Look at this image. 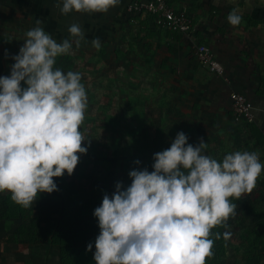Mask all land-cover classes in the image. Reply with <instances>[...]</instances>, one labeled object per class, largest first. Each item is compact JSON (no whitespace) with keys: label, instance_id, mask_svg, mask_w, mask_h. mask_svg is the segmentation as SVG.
Segmentation results:
<instances>
[{"label":"clouds","instance_id":"obj_1","mask_svg":"<svg viewBox=\"0 0 264 264\" xmlns=\"http://www.w3.org/2000/svg\"><path fill=\"white\" fill-rule=\"evenodd\" d=\"M61 2L63 14L106 13L119 0ZM227 20L236 26L242 17L233 9ZM36 24L12 57L10 75L0 76V192L9 191L24 208L38 193L57 191L53 178L71 176L78 154L88 150L81 129L88 106L81 74L55 67L72 42L58 43L40 20ZM68 31L79 47L81 27L72 24ZM92 45L99 49V38ZM205 146L203 138L194 146L178 132L169 148L153 155L152 171L137 167L128 173L129 186L116 182L93 213L100 229L95 264H206L212 256L211 229L236 215L231 198L254 189L264 164L248 151L218 162L204 154ZM92 247L89 243L87 250Z\"/></svg>","mask_w":264,"mask_h":264},{"label":"rangeland","instance_id":"obj_2","mask_svg":"<svg viewBox=\"0 0 264 264\" xmlns=\"http://www.w3.org/2000/svg\"><path fill=\"white\" fill-rule=\"evenodd\" d=\"M3 16L10 25L0 28V76L10 75L12 57L23 46L26 32L33 29L21 18L18 22L16 13ZM71 42V51L58 56L55 67L81 74L88 98L81 129L88 150L78 154L71 176L65 172L63 178H53L57 191L38 193L28 208L15 203L9 191L0 192V264H95V239L100 233L95 208L105 194L115 191L116 182L125 187L131 184L130 170L146 167L152 171L153 155L169 148L178 132H184L194 146L203 138L204 154L218 162L229 153L248 151L256 152L264 164V145L250 138L247 124L235 123L234 136L221 138L215 133V121L203 122L187 107L183 112L175 81L166 84L160 75L151 81L146 69L107 63L100 53L103 46L97 49L80 41L77 47L75 39ZM58 194L65 198L64 213ZM231 202L236 215L211 229L209 237L212 254L222 245L226 248L225 257L216 264H264V169L254 189ZM55 232L61 235V248L54 240ZM255 240L258 246L252 250L250 242Z\"/></svg>","mask_w":264,"mask_h":264},{"label":"crops","instance_id":"obj_3","mask_svg":"<svg viewBox=\"0 0 264 264\" xmlns=\"http://www.w3.org/2000/svg\"><path fill=\"white\" fill-rule=\"evenodd\" d=\"M137 1L145 0H119L106 13L73 10L63 14L61 0H0V28H9V18L3 14L12 12L18 22L21 18L33 28L40 20L39 26L53 39L72 41L75 38L68 28L78 24L84 33L81 41L92 45L99 38L107 63L146 69L151 81L159 75L166 84L175 81L183 112L187 107L195 118L215 121V133L221 138L234 136L231 95L241 93L255 107L256 120L248 125L250 138L264 145V0H167L192 18L189 37L156 26L148 16L131 15L128 7ZM233 9L242 17L236 26L227 20ZM200 44L212 50L225 70L223 75L198 61L195 48Z\"/></svg>","mask_w":264,"mask_h":264},{"label":"built area","instance_id":"obj_4","mask_svg":"<svg viewBox=\"0 0 264 264\" xmlns=\"http://www.w3.org/2000/svg\"><path fill=\"white\" fill-rule=\"evenodd\" d=\"M131 15H144L153 18L154 24L173 33L190 36L193 32V20L184 11H177L167 0H145L133 2L128 7ZM198 61L212 73L223 75L224 68L216 60L212 50L205 44L195 48ZM233 103V119L236 123L253 124L256 120L253 103L243 94L235 92L231 95Z\"/></svg>","mask_w":264,"mask_h":264},{"label":"trees","instance_id":"obj_5","mask_svg":"<svg viewBox=\"0 0 264 264\" xmlns=\"http://www.w3.org/2000/svg\"><path fill=\"white\" fill-rule=\"evenodd\" d=\"M64 175L62 176V178L64 177ZM58 196H59V199L61 200V204H62V210L60 212L61 213H64V211L66 209V203L64 201L65 198H64L63 195L61 196V194H58ZM261 226L264 227V222H261ZM53 237H54V240L57 243V246L61 248L62 247V245H61V243H62L61 235L58 234L57 232H55ZM257 246H258V242L256 240L250 242V248L252 250H256L257 249ZM217 248H218V246H217ZM225 250H226V248H225L224 245H222L221 247H219L218 248V252L213 253L211 257L206 258V264H216V263H219L225 257V253H226Z\"/></svg>","mask_w":264,"mask_h":264}]
</instances>
